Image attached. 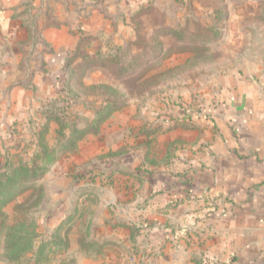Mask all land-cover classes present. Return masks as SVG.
<instances>
[{
	"label": "rangeland",
	"instance_id": "1",
	"mask_svg": "<svg viewBox=\"0 0 264 264\" xmlns=\"http://www.w3.org/2000/svg\"><path fill=\"white\" fill-rule=\"evenodd\" d=\"M70 1L64 10L99 29L78 26L90 37L77 51L53 53L61 66L45 67L40 44L0 36V176H23L0 194V264H132L129 230L116 225L128 174L144 170L135 135L159 123L160 110L204 97L264 58V0ZM56 8L35 18L52 24ZM191 45L202 49L185 50ZM111 102L120 108L99 132L66 152L72 129L94 124ZM21 236L14 251L24 250L10 258L8 242Z\"/></svg>",
	"mask_w": 264,
	"mask_h": 264
},
{
	"label": "crops",
	"instance_id": "2",
	"mask_svg": "<svg viewBox=\"0 0 264 264\" xmlns=\"http://www.w3.org/2000/svg\"><path fill=\"white\" fill-rule=\"evenodd\" d=\"M70 2L0 0V36L40 44L45 67L59 65L53 53L76 51L78 29H99L62 8ZM47 5L56 22L30 30L29 12ZM243 69L204 97L157 108L159 123L135 135L144 170L128 174L116 225L129 230L132 264H264V58Z\"/></svg>",
	"mask_w": 264,
	"mask_h": 264
},
{
	"label": "trees",
	"instance_id": "3",
	"mask_svg": "<svg viewBox=\"0 0 264 264\" xmlns=\"http://www.w3.org/2000/svg\"><path fill=\"white\" fill-rule=\"evenodd\" d=\"M37 21H38V18H37ZM34 22L36 23L35 14L32 12H29L27 24H28V27L30 30H33L34 27H35L34 29H36L38 27L37 24L35 26ZM49 25L50 24L48 23V24H45L43 27H47ZM78 32L80 33L81 39H80V43H79L76 51L79 49L82 42L85 39H88L90 37L89 35H87L85 32H83L80 29L78 30ZM167 32H169L170 34H173V35H177L176 37L184 38L183 33L179 32L177 30L170 29V30H167ZM37 38H38V36H37ZM200 49H202V48L200 46H197V45H191L190 47L185 48V50H200ZM74 58H75V56L68 57L66 59V62L64 65H68L71 61H73ZM95 62L87 61L86 67H92V66L97 65V63H95ZM103 66H106V65H103ZM42 69L45 70L44 67H42ZM85 69H84V71H82V73H80V75H82L85 72ZM70 78H71V76L68 77V79L66 80V83ZM111 89H113V88H111ZM113 92H116L115 89H113ZM119 108H120V106L117 102H111V104L108 107L100 110V112H99L100 114L97 117V119H95L94 124H89L87 127L82 128V129H78V128L74 127L71 131L70 138L67 140V142L65 144V151L69 152V151L75 150L78 146L79 141L82 140L86 136V134H88L90 132L98 133L100 125L104 121H106L109 117H111V115L116 110H118ZM22 178H23V176L20 175V169H15L12 172L3 173L0 176V194L7 192L17 182L22 180ZM22 239L27 240L28 238L21 236V237H18L17 239H10V241L8 242V247L10 248V250H11V248H13L10 251V253H8L10 255V258H18L20 256V254L23 252L24 249H19L17 251H14V246L17 245L18 242H21ZM13 240H16V241H13Z\"/></svg>",
	"mask_w": 264,
	"mask_h": 264
}]
</instances>
